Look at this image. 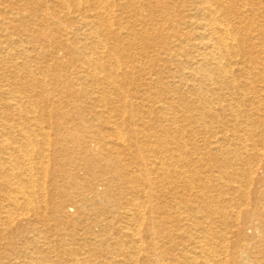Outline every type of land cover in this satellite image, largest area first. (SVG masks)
Instances as JSON below:
<instances>
[{"label":"bare ground","instance_id":"bare-ground-1","mask_svg":"<svg viewBox=\"0 0 264 264\" xmlns=\"http://www.w3.org/2000/svg\"><path fill=\"white\" fill-rule=\"evenodd\" d=\"M7 1H16L14 5L22 0ZM47 1L67 10L64 23L58 20L61 11L57 15L51 6L45 13L14 9L12 3L0 8V264H264V193L252 195L241 185H231L229 190L240 195L225 199L224 204L219 196L209 195L211 179L197 168L203 157L199 158L196 141L184 140V128L161 129L165 135L176 133L174 149L157 134L144 144L146 154L131 157L140 130L128 128L127 136L124 127L123 131L112 122L117 116L112 87L124 88L120 80L124 63L106 40L112 39L117 0ZM193 1L197 3L194 13L203 17L196 24L204 42L196 45L194 53L159 51L157 63L171 78L167 85L196 90L201 119H211L205 129L215 122L226 124L219 114L235 110L216 100L226 96L224 91H239L240 106L249 107L253 114L244 126L245 139L249 140L247 126L251 125L264 143V0ZM160 3L169 7L167 0ZM160 16L168 20L170 12ZM27 18L35 20L36 30L25 24ZM19 21L25 25L18 26ZM148 22L158 24L154 18ZM67 28L68 41H56L46 33ZM52 43L65 55L60 61L47 48ZM39 44L43 48L38 49ZM48 53L63 73L42 70L39 65ZM145 66L148 71L143 75L155 68L154 63ZM177 98L184 108L187 101ZM184 110L188 113L187 107ZM236 117L231 127L241 124ZM133 118L130 115L128 120ZM141 132L147 137L151 130ZM245 142L241 137L228 147L217 146L227 155L219 167L233 168L246 186L255 181L264 184V147ZM115 147L122 156H112ZM49 182L50 190L59 192L53 201L46 196ZM112 182L132 184L141 194L127 198L131 207L123 216L125 226L112 224V200L120 205L123 198L112 189ZM181 184L183 192L202 190L180 195ZM160 198L167 202L156 204ZM237 199L245 203L236 204ZM250 204L251 209L236 214L239 205ZM70 207L76 215L69 213ZM52 213L57 219L53 218L55 233L37 226L41 220L49 222ZM112 229L123 239L112 237ZM20 239L27 243L19 246Z\"/></svg>","mask_w":264,"mask_h":264},{"label":"rangeland","instance_id":"rangeland-1","mask_svg":"<svg viewBox=\"0 0 264 264\" xmlns=\"http://www.w3.org/2000/svg\"><path fill=\"white\" fill-rule=\"evenodd\" d=\"M15 2L16 1L8 2L7 0H0V8L7 7L11 3V5H13V3ZM117 2L118 4L114 7V14L112 15V39L106 40L108 42V45L112 44V52H117L115 54L118 55L119 59H121V62L124 63V67L121 71L122 75L120 76V80L124 82V88L117 90V87H112V109H115V115H117L115 118H112V122L116 121L119 127L123 129V131L125 128L127 136H129L128 128L132 127L134 129L140 130L138 135L133 139L134 145L131 147V157L136 158L140 152L146 154V145L144 144L148 139H156L157 134L160 136V140L165 138L168 146L173 148V146H175L176 144V133L171 132L165 135L162 134L161 129L168 127L172 129L184 128L186 130L184 140H187L189 144L193 143L192 141H196L197 149L202 155H200L199 158L202 159L203 157V163L200 165V167H196L198 168V170L202 171V175H204V177H206L207 175L208 179H211L208 187L209 195L219 196V199L223 204L227 203L225 199L231 198L233 195H240L237 192L229 190V186L231 185H241V188L243 190H249L252 195H256L259 193L263 194L264 184H258L255 181L254 184L246 186L245 182L242 181V176L239 175V177L237 178L236 175L233 174V168L228 167L226 170H224L219 167L223 164L227 155L223 151L217 150V146L228 147L230 142L235 141V138L243 137L244 142L246 141L250 146H252V144H256L253 148L264 147V143L262 142V140H260V137L262 135L253 132L254 130L251 125L247 126L250 132L246 138H248L249 140L245 139L246 131L244 129V126L249 122L250 119L253 118V114L249 107L244 109V105L242 107L240 106V92L236 91L229 94L224 91V94L226 96L222 97L221 99L218 98L216 101H222L221 103L225 104L226 108L232 106L233 110L235 111L229 110V108L228 110H225L223 113L219 114L220 118L225 121V125L222 126L219 123L215 122L213 123L212 128L205 129L204 124L206 122H211V119H201V108L199 99L196 95V90L194 91V88H189L183 85L168 86L167 82L170 83L169 80L171 81V78H168L170 75L168 72L161 70V66L160 64H158V54L159 51H162V48H167V50L171 52H180L181 54L194 53L195 50L198 49L196 48V45L204 42L199 38L198 30L200 29V27H198L196 24V21H201L203 17L199 13H194V9H196L194 7L195 5H197V3L195 4L193 0H182L181 3L167 0L169 7L164 8L162 7L164 5L160 3V0H117ZM164 2H166V0H164ZM56 4L57 3H52L51 1L47 0H39L35 4L31 2H24V0H22L14 4L13 8L21 9L24 7H28L29 10L32 8V11L39 10V12L45 13L47 10V6H51V10L56 12L57 15H60L58 13H60L61 11L62 16H60L58 20L59 22L62 21L64 23L65 18L63 14L66 15L67 10L64 8H60L61 6ZM164 12H170V16L166 18L168 20H162L163 18L160 16ZM178 13H180L179 17L176 16V14ZM152 18L157 20V25L151 26V23L148 24V21H150V19ZM171 19H173V22H171ZM191 21L194 22L192 23V25ZM23 23L22 21H19L18 26H21ZM25 24L34 29L37 27L35 20L33 19H25ZM42 24L43 27H45L48 22L42 21ZM177 25L179 27H177ZM68 29L69 28L57 33L46 30V33L50 38L55 37L56 41H68V36H70V34L67 36ZM2 35L3 33L0 30V37ZM14 41H16V39H14ZM90 41L91 40L86 39L85 42ZM52 42H55V40H52ZM43 46V44H39L38 49L43 48ZM48 46L49 47L47 48L54 52V57L59 61L65 57L61 49H53L56 46L55 44L52 43ZM193 46H195V48H192ZM116 48L117 51L115 50ZM37 52L38 51H35L31 54L35 56L37 55ZM48 54L49 56H47V58L45 59H42L43 62L41 65H39L40 67H42V70H50L51 74H57L61 72L63 73V69L61 68L60 64H56L54 62L53 55H51L50 53ZM23 59L21 61H23ZM114 59H116L115 55L112 54V61H114ZM185 59L186 57L183 60ZM145 63L147 64V66H149L151 63H154L155 68L150 71L151 74L143 75V73L146 72L145 69H147L148 71ZM30 67L34 69L36 66L34 65V63H32ZM169 68H171V66ZM174 68L175 67L172 66V69ZM160 70L162 73L159 75L158 73L160 72ZM156 76H159L160 78L163 77L164 79L158 81ZM143 89H148V92H143ZM177 96H182L187 101L184 105V108L187 107L188 113H186L183 107H179ZM130 109H132V111H130ZM130 115L134 116L133 121L128 120V117ZM164 115L168 118H163ZM187 115L190 116V118H188ZM242 115L247 120H245ZM157 116L159 117V120H156L155 117ZM235 116H237L236 119H239L237 123H241L237 128L234 126L231 127V125L233 124L232 121L234 120ZM170 117H174L175 120L169 121ZM123 120L125 121L123 122ZM146 128L148 129V131L151 130L147 137L146 135H142L141 132V130ZM137 144L140 150L137 148ZM188 151L192 153L193 158V150H190L188 148ZM122 155L123 154H120V150H118L116 147L112 151V156L120 157ZM129 165L133 170L136 169L137 171V166L134 164V162H130ZM241 166L243 167V164ZM68 167L69 165H66V168ZM128 171L130 172V169ZM79 172L80 174H82V171ZM261 173L262 171L260 172V174ZM130 174L132 173L130 172ZM234 180H237L239 182L236 183ZM132 186V184H128L124 187V185H121L119 182H112V189H116L118 195H122L123 197L120 200V205H117L114 200H112V224L113 221H117L121 226L127 225V223H125L126 219L123 217L128 216V212L131 207V203L128 204L129 201H127V198H133V195H141L136 194L135 192L137 191V188ZM196 187H198L197 184ZM50 189L51 185L49 182L46 184V190H49V194L46 196L49 198V200L53 201V199H57V197H59V192ZM182 189L183 188L181 184L180 195H195L196 193H200L202 190L200 188V191H197V189L195 188V192L191 194L188 191L183 192ZM141 199L142 198H140L139 196L138 200ZM157 202L165 204L167 202V199L160 198L156 201V204ZM241 202H244V200H235L236 204H240ZM239 206L240 209H238V211L236 209L235 210L237 211L236 214L240 213V215L243 214V212L247 208H252L251 204L248 207H241V205ZM68 211L70 214L76 215L73 207H70ZM53 218L57 220L52 213L48 218L49 222L41 220L38 222L37 226L45 229L49 227V230L52 231L51 233H55L57 232V230H53V226H55ZM116 218L117 220H114ZM25 226L28 225L25 224ZM115 232L116 230L112 229V237L122 240V234H115ZM19 241V246L27 243V241L21 239ZM44 242L45 241H43L42 244ZM9 249L11 251H14L11 247H9ZM117 252L118 251L115 249L114 244H112V254L116 256L117 254H119ZM21 259L23 260V258Z\"/></svg>","mask_w":264,"mask_h":264}]
</instances>
